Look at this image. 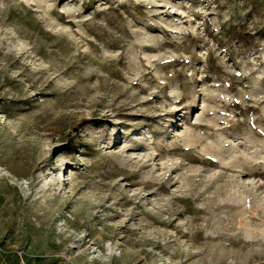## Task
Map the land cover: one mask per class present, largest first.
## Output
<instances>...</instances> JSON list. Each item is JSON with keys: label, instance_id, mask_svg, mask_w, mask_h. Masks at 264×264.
I'll list each match as a JSON object with an SVG mask.
<instances>
[{"label": "rangeland", "instance_id": "1", "mask_svg": "<svg viewBox=\"0 0 264 264\" xmlns=\"http://www.w3.org/2000/svg\"><path fill=\"white\" fill-rule=\"evenodd\" d=\"M0 264H264V0H0Z\"/></svg>", "mask_w": 264, "mask_h": 264}, {"label": "bare ground", "instance_id": "2", "mask_svg": "<svg viewBox=\"0 0 264 264\" xmlns=\"http://www.w3.org/2000/svg\"><path fill=\"white\" fill-rule=\"evenodd\" d=\"M182 111V110H181ZM180 111V112H181ZM211 114L213 113L211 109H205L204 110V114ZM216 113V112H214ZM197 128H203V129H206L207 131L211 132V133H218L220 130H227V129H232L233 127L231 126H227V127H222L221 125V120L218 119V118H213L211 119L210 121H207L205 123H200L198 125H196ZM249 133H257L256 131H249ZM202 141V138L199 137V136H194L193 138H189L188 139V143L189 144H195V143H198V142H201ZM112 147H116L117 143H112ZM229 145V142L227 140V138H222V136L218 137L215 142H214V145L210 146L208 145L209 148H215L216 150H218L219 152H224L225 148ZM238 158V159H237ZM233 157L232 156V159L233 160H239V157ZM72 179V177H71ZM70 179V180H71Z\"/></svg>", "mask_w": 264, "mask_h": 264}]
</instances>
